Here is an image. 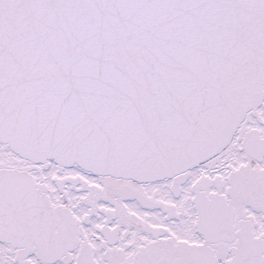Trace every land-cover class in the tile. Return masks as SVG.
Instances as JSON below:
<instances>
[{
  "label": "snow or ice",
  "instance_id": "snow-or-ice-1",
  "mask_svg": "<svg viewBox=\"0 0 264 264\" xmlns=\"http://www.w3.org/2000/svg\"><path fill=\"white\" fill-rule=\"evenodd\" d=\"M0 264H264V0H0Z\"/></svg>",
  "mask_w": 264,
  "mask_h": 264
}]
</instances>
